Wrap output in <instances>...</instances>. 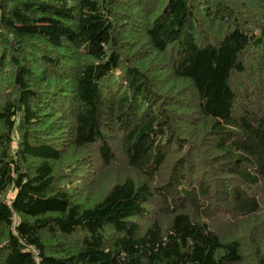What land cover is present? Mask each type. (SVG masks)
I'll use <instances>...</instances> for the list:
<instances>
[{"label":"trees","instance_id":"obj_1","mask_svg":"<svg viewBox=\"0 0 264 264\" xmlns=\"http://www.w3.org/2000/svg\"><path fill=\"white\" fill-rule=\"evenodd\" d=\"M0 264H264V0H0Z\"/></svg>","mask_w":264,"mask_h":264}]
</instances>
